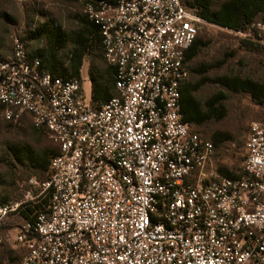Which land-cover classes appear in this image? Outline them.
Here are the masks:
<instances>
[{"label":"built area","instance_id":"obj_1","mask_svg":"<svg viewBox=\"0 0 264 264\" xmlns=\"http://www.w3.org/2000/svg\"><path fill=\"white\" fill-rule=\"evenodd\" d=\"M83 14L114 70L107 103L50 76L20 38L0 59V115L58 148L47 179L30 181L37 194L0 205L1 223L48 194L16 230L19 264H264V124L249 126L242 170L224 178L181 114L185 55L209 23L182 0H100ZM228 31L264 46V13Z\"/></svg>","mask_w":264,"mask_h":264},{"label":"rangeland","instance_id":"obj_2","mask_svg":"<svg viewBox=\"0 0 264 264\" xmlns=\"http://www.w3.org/2000/svg\"><path fill=\"white\" fill-rule=\"evenodd\" d=\"M191 0H184L189 4ZM222 0H216V4ZM214 6V10L216 9ZM4 14L8 20H3ZM83 14L79 4H71L65 0H0V37H2L1 57L11 53L13 40L23 37L29 28L44 22H55L64 32L74 30L77 18ZM33 23V24H31ZM198 36L203 48L189 64L187 83L197 86L202 81H210L201 85L194 98L205 103L214 96H220L223 101L217 109L221 119H214L196 127L195 131L204 140L210 142L212 137L218 136L221 144L213 146V171L223 168L238 174L245 159V143L249 126L252 123L264 124V98L253 101L244 93H232L211 81L221 78L248 79L264 86V49L255 53L245 50L241 41L245 38L218 26L206 24L198 30ZM28 51H33L41 44L31 43ZM95 69L105 67L104 64L91 62V57L85 59L81 68V81L86 93L91 97L92 83L89 78V65ZM89 79V82L87 81ZM30 125V124H29ZM24 123L19 127L9 125L0 115V200H7V204L20 201L27 192L34 193L30 181L44 182L46 173H35L30 168L16 163L10 150L20 145H30L37 148L36 139L31 125ZM46 143L53 147L47 140ZM20 223L19 220H15ZM16 230L5 233L2 237L4 246L11 252L16 262L6 261L5 264H17V256L12 254L18 251L15 245Z\"/></svg>","mask_w":264,"mask_h":264},{"label":"trees","instance_id":"obj_3","mask_svg":"<svg viewBox=\"0 0 264 264\" xmlns=\"http://www.w3.org/2000/svg\"><path fill=\"white\" fill-rule=\"evenodd\" d=\"M65 1L71 4H79L83 10L86 4H94L100 0ZM182 2L185 4L184 0ZM185 5L189 8H195L198 16L207 23L234 32L245 33L248 31L250 24L263 20L264 0H222L218 4H216V0H191L189 4ZM215 5L217 6L214 10ZM2 17H4L3 20H8L4 14H2ZM75 25L74 30L64 32L61 30V27L50 20L36 25L34 28H29L23 37H20V40L24 43L27 51L29 44H41L40 47L30 51V54L40 60L42 69L53 78L63 80L74 79L82 84L81 68L86 58L91 57L92 63L98 62L100 64L102 63V65L104 64L105 67L102 66V68L95 69L93 64L90 63L88 73L92 83V103L97 105L105 104L110 99L116 97L117 93L115 89L114 70L106 66L104 62V52L101 45L99 28L93 22L89 21L84 14H81L77 18ZM240 43L245 50L255 53L264 49V46L252 44L245 40H242ZM203 47L197 33L196 40L186 52V62H191ZM1 49L2 37H0V59L4 58L1 57ZM208 82L210 81H202L197 86H192L189 82H185L180 89V105L183 120L192 126L193 131L200 138L201 136L195 131L196 127L202 126L216 118L219 120L223 117L217 115V109L220 108V103L223 101V98L220 96H214L205 103H200L194 98V93L198 91L199 87ZM211 82L232 93L247 94L255 102L264 98V86L248 79L233 77L230 79L221 78ZM24 123L26 126L30 124L28 119H24L18 124H8L19 127ZM31 130L39 141L37 148L35 149L30 145L24 144L18 148L11 149L10 153L16 163L30 168L35 173H46L47 179L50 162L57 155L58 148L49 141L42 131H37L32 126ZM47 140L53 147L46 143ZM211 140L213 146L222 143L218 139V136L212 137ZM241 170L242 168L236 175L223 168H218L217 172L221 177L234 178L240 174ZM37 193L38 191L34 190V194ZM7 203V200H0V205ZM47 205L48 194L30 203L18 215L8 216L1 221L0 264H5L7 260L16 262L11 257V252L4 246L3 235L9 233L11 230H17L21 224L30 220L36 210H42ZM15 220H19L20 223H16ZM12 254L17 256V264H19L24 255V251L19 247L18 251L14 250Z\"/></svg>","mask_w":264,"mask_h":264},{"label":"crops","instance_id":"obj_4","mask_svg":"<svg viewBox=\"0 0 264 264\" xmlns=\"http://www.w3.org/2000/svg\"><path fill=\"white\" fill-rule=\"evenodd\" d=\"M28 53H29V55L30 56H32L31 54H30V52L28 51ZM33 57V56H32ZM187 63V68H188V76H189V64H190V62H186ZM188 80V79H187Z\"/></svg>","mask_w":264,"mask_h":264}]
</instances>
